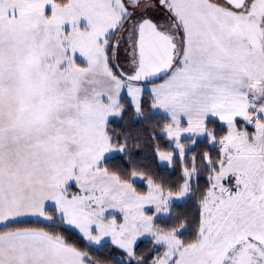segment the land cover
<instances>
[{"label":"snow or ice","instance_id":"snow-or-ice-1","mask_svg":"<svg viewBox=\"0 0 264 264\" xmlns=\"http://www.w3.org/2000/svg\"><path fill=\"white\" fill-rule=\"evenodd\" d=\"M146 88L176 181L113 127L122 93L151 119ZM201 138L215 155L187 156ZM106 242L130 264H264V0H0V264H106Z\"/></svg>","mask_w":264,"mask_h":264},{"label":"trees","instance_id":"trees-1","mask_svg":"<svg viewBox=\"0 0 264 264\" xmlns=\"http://www.w3.org/2000/svg\"><path fill=\"white\" fill-rule=\"evenodd\" d=\"M126 112L123 114L122 118L115 119L113 127L117 130H123L129 133L132 137H139L134 143L138 147H133L132 149V163L139 166L141 170L147 171L154 177H160L168 181H176L182 175V170L180 164L178 163V158L175 159L173 167L162 166L161 161L155 151L156 147L159 146L160 151H171L174 146L169 142L167 136L161 133L165 119L162 115L154 114L151 105V96L149 93L144 94L143 104L146 114L153 113L151 119H142L138 117L135 119L136 114L134 107L129 105L127 98H124ZM212 126V125H210ZM210 151L215 155V150L207 145L206 141L203 139L198 140L192 150L197 155L201 151ZM193 153L187 154L190 156ZM110 166L114 167H124L129 168L128 158H120L110 161ZM178 166V167H177ZM203 180L199 183L201 189H203L207 181L201 177ZM196 200L197 198H192L187 201L176 202V211L178 213L194 214L196 210ZM68 234L72 235L73 238L78 239V234L74 229H69ZM106 247V248H105ZM153 250V244L150 240L142 241L137 246L138 255H142L145 258H150ZM114 251V252H112ZM115 252H121L116 246L107 243L104 247L100 248L98 251L94 250V255L100 257L106 264H121L115 257Z\"/></svg>","mask_w":264,"mask_h":264},{"label":"rangeland","instance_id":"rangeland-1","mask_svg":"<svg viewBox=\"0 0 264 264\" xmlns=\"http://www.w3.org/2000/svg\"><path fill=\"white\" fill-rule=\"evenodd\" d=\"M118 62H119V64H120V66H121V68H123L124 69V71H129V66H128V62H127V57H126V54L124 53V51H121L120 52V55H119V60H118ZM147 93H149L148 92V90H147V88H146V90H145V93L144 94H147ZM150 94V93H149ZM122 95H123V97L124 98H127V100H128V103H129V100H130V98L129 97H127V95L126 94H124V93H122ZM144 96V95H143ZM129 105H131L130 103H129ZM152 111L153 112H156V110H153L152 109ZM115 119H118V118H115ZM135 119H138V117L136 116L135 117ZM161 133L162 134H164L163 133V131H161ZM165 135V134H164ZM166 136V135H165ZM201 139H203V138H201ZM169 140V139H168ZM169 142L173 145V143L169 140ZM174 146V145H173ZM194 147H195V145L194 146H192V148H191V150L187 153V154H190V153H193V154H196L195 152H193L192 150L194 149ZM171 151H173V152H175V148L173 149V150H171ZM186 154V155H187ZM193 154H191V155H193ZM190 155V156H191ZM174 161H175V159H174ZM174 161H173V163H174ZM173 163L172 164H168V162H162L161 161V164H162V166L164 165V166H168V167H173ZM178 167V166H177ZM181 168V167H180ZM201 177H203L206 181H207V174L206 173H200L199 175H198V183H200L203 179L201 178ZM134 183H136V186L139 188V189H142V190H147V182H146V180H136V181H134ZM181 201H183V200H181ZM181 201H177V202H181ZM51 211V210H50ZM106 240H107V238H106ZM145 240H150L151 241V239L150 238H148V237H141L138 241H137V246H138V244H140L142 241H145ZM107 243H110V242H106L105 244H107ZM111 244V243H110ZM106 248V247H105ZM112 252H114V251H112ZM151 255H152V253H150ZM115 257L119 260V261H121V264H130V258H128L127 256H126V254L121 250V252H115ZM110 264H112V263H110Z\"/></svg>","mask_w":264,"mask_h":264}]
</instances>
